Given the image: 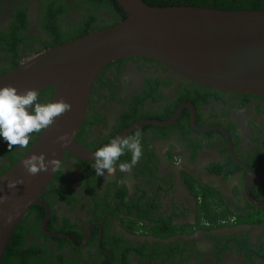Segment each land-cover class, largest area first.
<instances>
[{
  "label": "flooded vegetation",
  "instance_id": "af4514ba",
  "mask_svg": "<svg viewBox=\"0 0 264 264\" xmlns=\"http://www.w3.org/2000/svg\"><path fill=\"white\" fill-rule=\"evenodd\" d=\"M61 1L69 7L62 31L87 12L113 20ZM40 11V0H0V32L24 13L28 35H45ZM6 59L1 52L0 70ZM137 132L142 156L130 173L97 176L94 160L65 154L40 197L45 206L15 228L5 264H264V98L200 87L127 57L95 80L75 140L94 153ZM26 147L0 140V176Z\"/></svg>",
  "mask_w": 264,
  "mask_h": 264
},
{
  "label": "water",
  "instance_id": "95a60500",
  "mask_svg": "<svg viewBox=\"0 0 264 264\" xmlns=\"http://www.w3.org/2000/svg\"><path fill=\"white\" fill-rule=\"evenodd\" d=\"M116 2L127 14L117 25L32 55L0 75V86L11 84L19 91L35 89L37 93L53 87L51 101L63 99L71 105V110L42 130L21 159L0 176V196L5 197L0 202V264L15 228L31 207L44 205L40 197L58 167L49 165L47 171L30 175L22 161L33 153L59 163L65 154L94 160V153L75 138L93 84L110 64L127 57L148 58L197 85L264 98V10ZM61 136L67 137L65 143L58 142ZM257 177L264 180V174ZM9 180L18 182L15 190L7 188Z\"/></svg>",
  "mask_w": 264,
  "mask_h": 264
},
{
  "label": "trees",
  "instance_id": "16d2710c",
  "mask_svg": "<svg viewBox=\"0 0 264 264\" xmlns=\"http://www.w3.org/2000/svg\"><path fill=\"white\" fill-rule=\"evenodd\" d=\"M83 1L84 4L100 8L106 14H110L112 22L107 23L105 20L96 22V18L90 12L83 14V17L74 20V25L71 22H67V29L62 31L63 26L60 24L62 19L66 18L69 13V7L63 4L61 0H40V9L38 13L43 17L40 20L41 30L44 31L45 35L38 32L35 37H31L27 32V21L24 13L18 15L19 18L10 24L7 32H0V53L2 52L7 57L6 62L8 67L0 70V75L15 69L22 60L27 59L30 55L41 53L45 50L54 48L58 45L64 44L70 40L86 35L92 31L101 30L111 26L117 25L123 21L127 14L118 5L116 0H74L75 7L80 9L78 2ZM144 4L152 7H174V6H191L196 8L214 9V10H227V11H257L264 10V0H141ZM41 40V43H45L44 48L33 49V43L36 40ZM29 50L23 52L25 50ZM142 58L146 61L156 63L158 62L150 60L148 58ZM167 69V68H166ZM200 86V85H198ZM202 87V86H200ZM53 94V87L47 88L42 92L38 93V96H50L48 102L51 101ZM40 133H35L33 140L26 147L25 152L31 147L34 141L37 139ZM25 152L19 157L21 158ZM18 158V159H19ZM17 159V160H18ZM16 160V161H17ZM131 160V155H128L126 162ZM14 161V163L16 162ZM35 207V206H33ZM31 207V209H33ZM30 209V210H31ZM206 219L215 222L216 218L211 214L212 212H205ZM11 241L9 242V244ZM170 246V244H169ZM7 246L1 264H5L6 257L8 255ZM18 264V263H11Z\"/></svg>",
  "mask_w": 264,
  "mask_h": 264
},
{
  "label": "clouds",
  "instance_id": "9594fccd",
  "mask_svg": "<svg viewBox=\"0 0 264 264\" xmlns=\"http://www.w3.org/2000/svg\"><path fill=\"white\" fill-rule=\"evenodd\" d=\"M71 105L63 99L50 102H40L35 89L19 91L11 84L0 86V140L7 143L11 150L13 145L26 147L33 133H40L52 125L57 117L70 111ZM58 142L65 143L66 136L58 137ZM131 153L130 162L119 163V158ZM94 164L91 167L97 176L114 175L120 172L130 173L142 156L140 133L133 136L120 137L98 148L94 154ZM23 167L28 174L36 175L47 171L49 165L58 166L56 159L47 160L43 154L28 156L23 161ZM17 181L9 180L7 188L15 190ZM5 197L0 196V202Z\"/></svg>",
  "mask_w": 264,
  "mask_h": 264
}]
</instances>
